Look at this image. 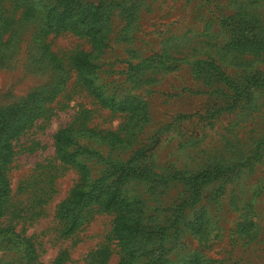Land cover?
<instances>
[{
    "label": "rangeland",
    "instance_id": "374dc122",
    "mask_svg": "<svg viewBox=\"0 0 264 264\" xmlns=\"http://www.w3.org/2000/svg\"><path fill=\"white\" fill-rule=\"evenodd\" d=\"M91 10L97 45L77 32ZM96 184L129 209L76 204ZM119 214L139 230L116 235ZM192 260L264 264V0H0V264Z\"/></svg>",
    "mask_w": 264,
    "mask_h": 264
},
{
    "label": "trees",
    "instance_id": "16d2710c",
    "mask_svg": "<svg viewBox=\"0 0 264 264\" xmlns=\"http://www.w3.org/2000/svg\"><path fill=\"white\" fill-rule=\"evenodd\" d=\"M88 12V11H87ZM87 12H83L81 15L76 16V20L80 19L79 21L81 22V24L79 22L76 21L75 26L79 23L80 27L78 28L77 32L83 34L84 36H86L88 38V40H90L91 42L94 43V45H97V43H99V38H100V29L97 28V26H95L93 23H86L87 20L93 21L94 18H96L97 16V10H91V12L87 13ZM84 23V24H82ZM236 41V40H235ZM246 41V40H245ZM245 45L244 43L240 44ZM89 57V53H84V52H79L77 53L74 58H73V65L75 70L78 72V74L80 75V82L81 84L88 88L91 89V91L94 93V95L98 98H101V94L99 92H96L95 88H94V81L93 79H91L90 77L86 76L88 75V72H86V69L89 67L90 65V61L88 59ZM195 65L198 67L195 70V74L196 76H198V78H202L204 81L206 79H208L209 81L211 79H225L223 78V71L219 70V66L214 65L213 64V60L208 61V60H204V59H200L195 61ZM176 62H163L162 63V69H166V70H174L176 69ZM221 69V68H220ZM256 81V80H254ZM244 91V95L242 93H238L236 96L237 101H242V98L247 99L250 94L248 91H246V88ZM103 103L110 105L112 107H115L116 110L119 111H133L136 112L138 109L144 107L139 105L137 102L133 101L130 102H124V103H117V105H114L113 101H109L106 100L105 98H103ZM14 132V129H11ZM70 137H69V131L68 130H61L60 132H58L55 136V140L56 143L58 145H62L64 142L69 141ZM74 152L68 151L66 149H64L63 147L59 146L58 149V156L59 159L63 162H71L74 156ZM219 166H213L210 170H208L209 172H207L208 175H210V177H212L213 175L217 174V173H223L226 170L228 171L229 169H233L237 164H235L234 162L231 161H225V162H218L216 163ZM99 184H96L92 190H89L87 192L82 191L81 189H76L73 192V200L76 201V204L78 202H80L81 200H89L88 198H96L97 200H101L104 207L106 209H112V208H117V209H122V210H128L129 209V203L122 199L119 196L118 191L115 189L113 191H109L107 193L101 192V190L99 189ZM97 191L98 194H93V191ZM72 220H77V215L74 212L73 216H72ZM116 225L114 226V231L116 233V235L118 236H122L121 234L124 233H130V232H137L139 230V228L137 226H134L133 224H129L125 217L122 214H119V216L116 218ZM6 235L8 236V238H13L14 234L11 231H7ZM186 264H198L197 260H192L189 262H186Z\"/></svg>",
    "mask_w": 264,
    "mask_h": 264
}]
</instances>
